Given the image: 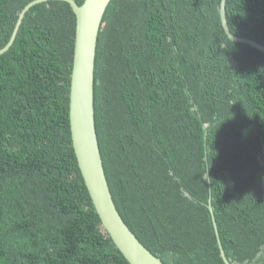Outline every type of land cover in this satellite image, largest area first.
<instances>
[{
  "label": "trees",
  "instance_id": "trees-1",
  "mask_svg": "<svg viewBox=\"0 0 264 264\" xmlns=\"http://www.w3.org/2000/svg\"><path fill=\"white\" fill-rule=\"evenodd\" d=\"M30 1L0 0V49ZM220 2L111 0L98 34L106 178L165 264H224L209 197L230 262L264 264V53L226 35ZM225 13L231 33L264 45V0H226ZM75 28L68 2L42 1L0 55V264H129L72 146Z\"/></svg>",
  "mask_w": 264,
  "mask_h": 264
},
{
  "label": "water",
  "instance_id": "water-1",
  "mask_svg": "<svg viewBox=\"0 0 264 264\" xmlns=\"http://www.w3.org/2000/svg\"><path fill=\"white\" fill-rule=\"evenodd\" d=\"M42 1L48 0H32L21 10L11 38L0 49V55L11 47L26 12ZM63 1L70 4L76 16L69 95L72 146L81 175L100 218L101 227L129 264H165L139 241L120 215L112 198L99 148L94 116L95 55L103 16L111 0H84L82 4L75 0ZM225 3L226 0L220 2V18L226 35L233 41L250 44L264 53V45L258 41L231 33L226 19ZM206 133L205 130V140ZM207 208L211 214L220 257L224 264H232L221 243L210 197Z\"/></svg>",
  "mask_w": 264,
  "mask_h": 264
}]
</instances>
